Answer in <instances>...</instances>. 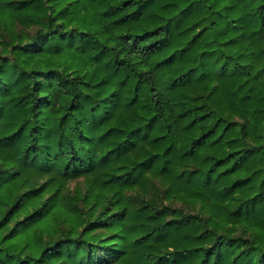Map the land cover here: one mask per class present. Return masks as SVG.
Segmentation results:
<instances>
[{"label": "trees", "instance_id": "1", "mask_svg": "<svg viewBox=\"0 0 264 264\" xmlns=\"http://www.w3.org/2000/svg\"><path fill=\"white\" fill-rule=\"evenodd\" d=\"M0 264H264V0H0Z\"/></svg>", "mask_w": 264, "mask_h": 264}]
</instances>
